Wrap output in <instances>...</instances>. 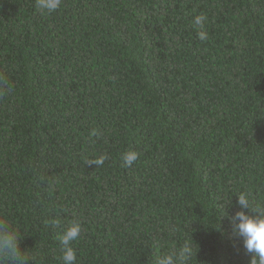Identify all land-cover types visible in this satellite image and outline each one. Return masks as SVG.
<instances>
[{"label": "trees", "instance_id": "trees-1", "mask_svg": "<svg viewBox=\"0 0 264 264\" xmlns=\"http://www.w3.org/2000/svg\"><path fill=\"white\" fill-rule=\"evenodd\" d=\"M241 193L264 205V0H0V219L27 264H62L54 218L81 224L75 264L186 240L250 264L221 217Z\"/></svg>", "mask_w": 264, "mask_h": 264}, {"label": "clouds", "instance_id": "clouds-1", "mask_svg": "<svg viewBox=\"0 0 264 264\" xmlns=\"http://www.w3.org/2000/svg\"><path fill=\"white\" fill-rule=\"evenodd\" d=\"M61 5L62 0H37L38 9L45 14L55 12ZM206 20L204 14H199L192 21L193 26L200 29L198 36L201 41L208 39L207 32L203 30ZM136 160V152L123 156L125 166H131ZM103 162L104 157L94 161L96 165ZM238 205L239 210L235 214L230 213L228 207L221 213V217H227L232 225L230 238L242 239L243 248L250 254V264H264V205L251 201L246 193L238 194ZM50 223L62 228L58 235L62 264H75L77 253L72 244L80 236L81 224L70 221L63 226L59 218H54ZM220 228L221 225L217 229ZM21 243L18 231L7 220L0 219V264H27L29 258L32 259L27 249L22 250ZM194 255L197 253L193 245L186 240L178 249L159 255L155 264H191Z\"/></svg>", "mask_w": 264, "mask_h": 264}]
</instances>
